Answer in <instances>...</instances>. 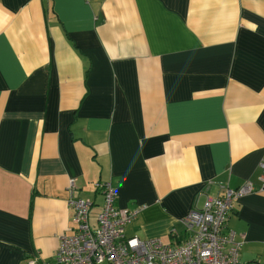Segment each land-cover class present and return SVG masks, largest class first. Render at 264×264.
<instances>
[{
	"label": "crops",
	"instance_id": "obj_1",
	"mask_svg": "<svg viewBox=\"0 0 264 264\" xmlns=\"http://www.w3.org/2000/svg\"><path fill=\"white\" fill-rule=\"evenodd\" d=\"M263 158L264 0H0V264L55 261L71 179L93 227L111 181L165 244L252 181L227 228L264 264Z\"/></svg>",
	"mask_w": 264,
	"mask_h": 264
},
{
	"label": "built area",
	"instance_id": "obj_2",
	"mask_svg": "<svg viewBox=\"0 0 264 264\" xmlns=\"http://www.w3.org/2000/svg\"><path fill=\"white\" fill-rule=\"evenodd\" d=\"M258 179L264 190V158ZM223 187V196L205 195L201 205L196 204L180 219L185 233L182 241L165 244L159 237L126 235V226L135 220L139 209L117 208L118 192L111 181L98 183L104 205L97 217L98 225L93 227V202L80 195L76 180L71 179L68 202L74 210L76 232L62 235L55 261L44 264H241L244 241L237 239L227 223L235 202L253 192L254 183L247 181L235 189ZM26 264H37V260L30 259Z\"/></svg>",
	"mask_w": 264,
	"mask_h": 264
}]
</instances>
